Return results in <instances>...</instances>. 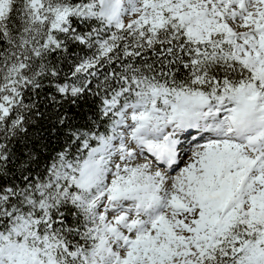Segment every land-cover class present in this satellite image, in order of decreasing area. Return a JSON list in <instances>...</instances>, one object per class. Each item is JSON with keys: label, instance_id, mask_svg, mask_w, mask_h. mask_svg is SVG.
<instances>
[{"label": "snow or ice", "instance_id": "snow-or-ice-1", "mask_svg": "<svg viewBox=\"0 0 264 264\" xmlns=\"http://www.w3.org/2000/svg\"><path fill=\"white\" fill-rule=\"evenodd\" d=\"M0 264H264V0H0Z\"/></svg>", "mask_w": 264, "mask_h": 264}]
</instances>
